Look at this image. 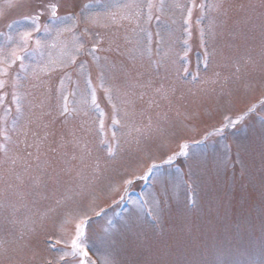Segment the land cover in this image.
<instances>
[{"label": "rangeland", "instance_id": "374dc122", "mask_svg": "<svg viewBox=\"0 0 264 264\" xmlns=\"http://www.w3.org/2000/svg\"><path fill=\"white\" fill-rule=\"evenodd\" d=\"M0 82V264H264V0H0Z\"/></svg>", "mask_w": 264, "mask_h": 264}, {"label": "snow or ice", "instance_id": "6c2138e0", "mask_svg": "<svg viewBox=\"0 0 264 264\" xmlns=\"http://www.w3.org/2000/svg\"><path fill=\"white\" fill-rule=\"evenodd\" d=\"M52 11H53V15H55V11H56V8H57V5L55 4H52L49 6ZM42 15V13H39V14H36L34 16H31V17H28L29 19H32L34 22L36 20L39 19V16ZM190 15V13H189ZM38 30V28H37ZM31 33L30 32H25L24 33V39H27L28 37H30ZM17 59H23V57L21 56H16ZM0 86H2V82H0ZM64 111H67V108L64 109ZM115 122V121H114ZM232 123H235V121H233ZM227 126V125H225ZM218 131L222 132L223 131V128L219 129ZM187 147L188 145L187 144H183L181 145V152L179 153L180 155H187ZM173 160V157L170 156L168 157V160L165 161L166 163H171ZM157 165L153 164L149 169H148V175L151 174V171L153 168H156ZM142 179H145L147 178V176L145 177H141ZM126 184H131L132 181L131 180H127L125 181ZM85 225H86V219H81L80 222L76 225V235H75V238L72 239L71 241V252H65L60 258L61 260L64 259V256H67V255H72V256H78V257H82L80 259V264H89L88 262V250L87 248L85 247L84 243H83V236H84V228H85ZM57 243H59V241H57Z\"/></svg>", "mask_w": 264, "mask_h": 264}, {"label": "water", "instance_id": "95a60500", "mask_svg": "<svg viewBox=\"0 0 264 264\" xmlns=\"http://www.w3.org/2000/svg\"><path fill=\"white\" fill-rule=\"evenodd\" d=\"M52 10V9H51Z\"/></svg>", "mask_w": 264, "mask_h": 264}]
</instances>
